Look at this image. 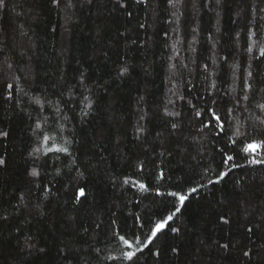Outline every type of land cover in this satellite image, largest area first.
I'll return each mask as SVG.
<instances>
[{"label":"trees","instance_id":"16d2710c","mask_svg":"<svg viewBox=\"0 0 264 264\" xmlns=\"http://www.w3.org/2000/svg\"><path fill=\"white\" fill-rule=\"evenodd\" d=\"M122 3L5 0L0 8V131L9 134L0 137V264H133L119 235L146 242L173 210L157 190L200 185L134 264H264V164L251 163L264 155L240 151L244 137L235 135L240 125L249 141L264 139V0ZM209 107L227 135L201 131L194 113ZM36 123L51 146L67 140L72 155L34 154ZM226 142L238 166L208 185L229 171Z\"/></svg>","mask_w":264,"mask_h":264},{"label":"snow or ice","instance_id":"6c2138e0","mask_svg":"<svg viewBox=\"0 0 264 264\" xmlns=\"http://www.w3.org/2000/svg\"><path fill=\"white\" fill-rule=\"evenodd\" d=\"M88 2L91 3V0H88ZM116 2L120 7H125V5L122 3V0H116ZM137 2L139 3L141 2V0H137ZM143 2L147 3V0H143ZM170 2H174V0H170ZM53 3L59 5L60 0H53ZM4 7H6L5 0H0V8H4ZM128 15H131V13H128ZM248 50L251 51L250 48ZM260 55L264 57V48L261 49ZM126 72H127V68H124L121 72V75H124ZM212 87L215 88V84H213ZM7 88L9 90V95L6 98L8 100H12L13 99L11 95L12 85L11 84L7 85ZM180 98L184 99L183 96H181ZM247 98L248 97L246 95L243 97V99L245 100H247ZM34 102L37 105H39L41 108L44 107L43 102L39 98H36ZM188 103L191 104V101H189ZM192 107L195 108V105H192ZM85 108L91 109L92 103L89 102L88 104H86ZM259 108L262 111H264V104H260ZM57 111H59V109H57ZM81 112H82V118L89 114V112L86 111L85 109H81ZM166 115L173 116V115H179V113L166 112ZM194 115L197 118H199V122L203 125L201 131H203L204 128H207L210 129L215 136H221L222 134L227 135V133H225V127H224L225 121L221 119V117L217 114V112L213 108L209 107L207 109H198L195 111ZM204 117L209 118L207 122H205ZM46 120L47 118H45V122ZM261 123H264V121H261ZM172 127L176 128L177 125L173 124ZM138 131H142V129H138ZM37 134H39L38 137L39 146L33 149L34 154L48 155L50 153H57V154H65L68 156L72 155L71 152L69 151V147L67 146L69 143L67 140L64 142L65 146H51L50 142L53 141L55 138L47 133V130L43 128L41 123H36L35 125V130L33 132V135H37ZM8 135H9L8 132L0 131V137L7 138ZM235 135L237 138L244 137V139L241 140L239 143L240 151H242L245 154H251V155H255L259 151L261 155H264V139H261L259 141L257 140L249 141L247 139L249 133L247 131L242 132L240 125L236 127ZM229 142L233 146L237 145V139H232L231 136H229ZM229 142H226L225 146L220 149L223 165L228 166L229 171H220L216 173V179L213 180L209 178L208 185L220 184L221 181H224L225 178L229 176V172L231 171V169L238 166L235 164V159H236L235 156L227 150L229 148ZM251 163L264 164V159H253ZM4 165H5V160L3 158H0V166H4ZM30 175L38 180L40 177V172L36 168H33ZM160 178L161 179L164 178L163 172H160ZM124 183L128 184L129 180H125ZM132 183L138 184L139 189L144 192L149 191L148 186L145 185L144 183H139L137 181H132ZM204 186L205 185H200V187H204ZM200 187L193 186L191 187L188 193H185L183 191H171L168 193H161L159 192V190H157L156 195L158 196L167 195L173 198V200L171 201L173 205V210L170 211V213L165 218L155 223V226L151 228L149 233L147 234L146 242L141 241L139 237L135 238L134 241H131L127 239L124 235H119V240L128 249L127 251L122 252V258L129 262H133L134 264V261L138 258L137 254L143 252L145 248H148L149 245L153 244L154 240H156L158 238V235L161 234L166 229L169 222L173 220L174 216H176L177 213H180L181 209L185 207L186 202L189 201V197L195 198L193 194L198 193ZM49 191H51V189H49ZM86 198H87V194L85 189L83 187H78L74 192L75 201L81 202L83 199ZM20 199L22 201L23 196H21ZM177 204L179 205V207L176 206ZM2 218L7 219L6 217H2ZM220 220L225 225H228L230 222L229 218L225 216H221ZM140 227L143 228V225H140ZM171 231L179 232V229L172 228ZM247 232L252 233L253 232L252 227H248ZM114 234L118 235V233H114ZM220 247L227 250L229 248V244L222 243L220 244ZM41 251L44 250L41 249ZM155 255L159 256L160 255L159 251L155 252ZM251 255L252 254L250 250L243 252V256L249 258V260L251 259Z\"/></svg>","mask_w":264,"mask_h":264}]
</instances>
